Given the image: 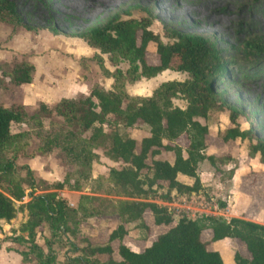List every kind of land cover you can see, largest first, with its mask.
<instances>
[{
	"label": "trees",
	"instance_id": "obj_1",
	"mask_svg": "<svg viewBox=\"0 0 264 264\" xmlns=\"http://www.w3.org/2000/svg\"><path fill=\"white\" fill-rule=\"evenodd\" d=\"M0 21L14 27L23 26L14 2L0 0ZM151 24L149 17L136 19L128 11L117 12L103 23L75 35L99 51L91 59L97 63L101 75L112 80L110 89L94 85L86 96L62 98L51 107L41 103L32 115L22 105H0V230L4 222L7 224L15 218L18 211L15 201H21L24 186L29 187L30 200L23 206L27 220L21 231L31 242L32 251H36V264H53L56 260L49 253L50 242H46L48 253H43L35 242L37 233L45 229L51 238L67 233L73 236L71 255L65 257L64 264H224L220 252L209 248L207 241L202 240V233L207 230L211 243L230 238L245 245L247 254L235 252L234 264H264V224L242 217L227 219L206 213L189 217L182 212L176 214L167 205L173 192L190 196L202 188L199 164L205 160L213 163L215 157L206 153L209 129L199 118H205L212 109L219 108L228 116L230 126L221 139L247 141L248 155L258 156L263 166L264 139L254 132L253 126L242 128L239 119H248L247 113L228 103L225 92L216 88L229 65L220 49L203 35L169 27H164V35L169 39L164 42L150 29ZM150 43L155 44L157 62L154 64L147 60ZM238 47L247 54H264V39H246L239 42ZM102 55H107L111 66L115 67L113 70L105 65ZM124 62L128 64L125 71L118 67ZM171 68L186 73L187 78L163 81L146 96L131 95L127 91V84L141 78L151 79ZM4 74L15 84H28L32 82L34 66L26 60L17 62L8 66ZM174 99L183 100L185 107L174 105ZM109 115L117 116L125 127L145 125L149 134L139 142L117 131L107 137L103 125ZM44 117L50 118L48 129L43 128L41 118ZM13 124L26 125L28 129L15 132ZM89 129L92 134L87 138L84 133ZM32 135L37 138V145L27 153ZM183 135L187 140L185 147L176 143ZM107 139L110 143L106 157L124 166L111 167L107 177H99V180L114 190L116 199L80 195L76 208H70L66 199L56 192L66 187L64 183L48 185L41 180L45 192L32 195L37 183L32 171L27 165H16L20 156H47L59 150L68 176L74 178L72 188L78 191L81 180L92 179L91 165L100 158L96 149ZM162 151L172 152L173 161L157 158ZM20 170L25 171L24 176ZM179 174L191 178L192 184L181 182ZM136 190L142 193L136 194ZM224 207L225 203L221 202L220 208ZM146 211L151 212L155 225L168 229L139 252L124 242L128 229L123 223L109 233L107 241L97 244L85 239L74 240V232L67 227L70 212L78 213L82 221L116 215L124 222H135L136 228L143 232L142 239H147L150 227L144 219ZM114 241H118L116 250Z\"/></svg>",
	"mask_w": 264,
	"mask_h": 264
},
{
	"label": "rangeland",
	"instance_id": "obj_2",
	"mask_svg": "<svg viewBox=\"0 0 264 264\" xmlns=\"http://www.w3.org/2000/svg\"><path fill=\"white\" fill-rule=\"evenodd\" d=\"M10 1L15 3L23 26L14 27L11 23L0 21V105H22L32 115L41 103L51 107L62 98L86 96L94 85L110 89L112 80L104 78L97 63L91 59L99 51L75 35L103 23L117 12L128 11L136 19L149 17L152 20L150 29L164 42L169 41L164 35V27L200 34L210 39L229 63L224 79L216 88L225 92L228 103L247 113L248 119H239L242 128L253 126L254 132L264 139V54H247L238 47V43L246 39H264V0H106L107 4L98 7L91 6L88 0ZM75 5H83L84 9H77L71 14L70 8ZM183 8L187 11L184 13V20L180 22L175 16ZM123 17L127 18L128 15ZM148 47L147 60L154 64L157 62L155 44L150 43ZM102 57L105 65L113 70L115 67L111 66L107 55ZM25 60L34 66L32 82L15 84L4 73L8 66ZM118 67L125 71L128 64L120 63ZM186 78V73L171 68L152 80L141 78L127 84V91L131 95L146 96L163 81ZM173 102L182 108L186 104L180 99H174ZM41 121L44 129L50 127V118L44 117ZM199 121L209 129L206 153L214 155V162L205 160L199 164L202 188L198 193L190 196L172 194L171 202L167 205L176 214L182 212L189 217L206 213L227 219L242 217L264 224V166L259 162V157L248 155L247 141L224 142L221 139V135L230 126L226 112L214 108L205 118H199ZM27 129L26 125L12 126L15 132ZM147 129L142 124L125 127L115 115H109L108 121L103 125L107 137L112 131H117L123 136L135 138L138 142L145 136ZM91 134L92 130L89 129L84 136L88 138ZM109 143L107 139L97 147L96 152L100 158L91 165L92 179L81 180L78 191L72 188L74 178L68 176L64 156L59 150H54L47 156H20L16 159V165H27L32 171L35 183L37 182L32 195L45 192L42 190L41 180L48 185L64 183L66 187L56 192L66 199L70 208L75 209L80 195L118 198L109 185H103L99 180V177H107L111 167L120 169L124 166L122 162L106 157ZM176 143L185 147L186 137L181 136ZM36 145L35 135L30 136L26 152L33 151ZM157 158L170 161L174 155L172 152L162 151ZM20 172L22 176L25 175L24 170ZM162 183L166 185V182ZM24 187V197L21 201H15L18 208L15 218L7 224L3 223L5 237L0 238V264H16V260L3 259L4 254L11 250L22 257L21 264L37 262L36 251H32L31 242L27 240L26 233L21 231L27 220V211L23 206L30 200L31 193L29 187ZM135 192L142 193L140 190ZM154 201L160 202L158 199ZM221 202L226 207L220 208ZM144 219L150 225L147 239H142L143 232L136 228L135 222H124L116 215L82 221L78 213L70 212L67 227L74 232V240L85 239L97 244L107 241L109 233L123 223L128 229L125 243L133 251H140L168 229L167 226L155 225L150 211L145 212ZM209 239L210 231H204L202 240L207 241L209 248L220 252L224 264H234L235 252L247 254L245 245L238 240L228 238L211 243ZM72 241L73 236L68 233L51 238L46 229L42 233L38 232L35 237V242L43 253L50 251L46 244L50 242L49 253L56 257L53 264L65 263V257L71 255ZM117 244L118 241L113 242L115 250ZM114 256L117 257L116 253ZM104 258L101 256V259Z\"/></svg>",
	"mask_w": 264,
	"mask_h": 264
},
{
	"label": "crops",
	"instance_id": "obj_3",
	"mask_svg": "<svg viewBox=\"0 0 264 264\" xmlns=\"http://www.w3.org/2000/svg\"><path fill=\"white\" fill-rule=\"evenodd\" d=\"M166 71V70H165ZM164 72V71H163ZM163 72H161V73H163ZM159 75V74H158ZM153 78H155V77H153ZM153 78H151V80L153 79ZM149 133H148V129H147V132H146V134H145V136H147ZM169 161V160H168ZM173 160H170L169 162H172ZM178 179L181 181V182H184V183H186V184H192V182H193V180L191 179V178H189V177H186V176H183V175H178ZM172 194H175L174 192L172 193ZM236 216V215H235ZM153 220V219H152ZM252 221V220H251ZM255 222V221H254ZM148 224V223H147ZM149 225V224H148ZM158 226V225H157ZM159 226H164V225H159ZM149 227H150V225H149ZM166 227V226H165ZM4 228V227H3ZM2 228V230H0V238H4L5 237V235H3V229ZM166 231V230H165ZM164 231V232H165ZM5 233H6V231H5ZM163 233V232H162ZM228 238H226V239H223V241H225V240H227ZM125 242V241H124ZM128 244V243H127ZM149 246V245H148ZM147 247V246H146ZM143 250V249H142ZM142 250H140V251H142ZM137 252H139V251H137ZM4 257L5 258H3L4 260H6V261H8V259H9V261L12 259V260H16L17 262H16V264H21L22 263V257H20L19 255H17V254H15L12 250L10 251V252H8V254H4Z\"/></svg>",
	"mask_w": 264,
	"mask_h": 264
},
{
	"label": "bare ground",
	"instance_id": "obj_4",
	"mask_svg": "<svg viewBox=\"0 0 264 264\" xmlns=\"http://www.w3.org/2000/svg\"><path fill=\"white\" fill-rule=\"evenodd\" d=\"M88 2H89V4L92 6V5H94V6H104V4L106 3L107 4V1L106 0H88ZM86 4V3H85ZM84 4V5H85ZM87 6V5H86ZM162 7V6H161ZM84 9V7H83V5H81V6H78V5H75V6H71V8H70V10H71V14L74 12V11H76L77 9ZM101 8V7H100ZM177 8H179V7H177ZM82 9V10H83ZM95 9H97L96 7H95ZM183 10V11H182ZM181 10V12H179V13H177L176 14V18L178 19V21H180V22H182L183 20H184V13L187 11L186 10V8H183ZM70 12V11H69ZM167 15V14H166ZM171 17V15H167V17Z\"/></svg>",
	"mask_w": 264,
	"mask_h": 264
}]
</instances>
